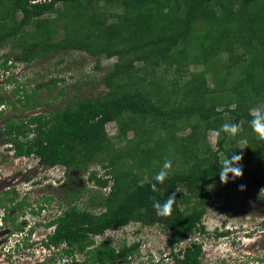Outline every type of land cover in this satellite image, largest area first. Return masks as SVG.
<instances>
[{
  "label": "trees",
  "instance_id": "1",
  "mask_svg": "<svg viewBox=\"0 0 264 264\" xmlns=\"http://www.w3.org/2000/svg\"><path fill=\"white\" fill-rule=\"evenodd\" d=\"M106 6L117 11L108 12ZM60 27L63 35L57 39ZM9 42L21 49L17 56L22 60L66 48L116 57L102 78L107 90L101 94L78 97L45 113L6 118L0 125L2 142L16 158L32 156L40 165L65 171L92 163L105 168V177L89 173L98 191L82 207L75 202L86 186L64 192L68 204L42 223L51 230L41 244L57 249L59 258L84 255L71 264H129L139 243L116 248L103 240L93 247L94 237L138 222L159 225L167 233L175 264H200V242L172 250L193 232L204 231L210 189L221 182L218 165L234 151L242 155V176L251 179L258 169L249 168L264 164V139L249 124L250 112L264 108V0H0V47ZM1 59L2 69L8 70L9 53ZM189 63L203 69L188 74ZM172 67L176 75L168 78L163 71ZM44 85L27 89L17 84L12 96L25 109L36 108L42 103L35 95ZM0 104L16 108L9 98ZM2 114L0 109V119ZM110 121L117 125L113 136L105 129ZM226 122L238 123L235 136L220 131ZM187 127L188 134H177ZM210 129L216 130V148L207 142ZM239 141L245 142L244 152ZM165 160L171 168L153 192L150 185ZM242 176L230 174L231 183L239 184ZM261 185L264 189V178ZM17 192L10 188L0 195L1 224L11 221V232L24 230L14 212L31 206L25 197L17 200ZM173 193L171 214L157 215L154 201L163 203ZM220 194L217 189L215 195ZM43 209L39 203L29 211ZM34 226L24 232L25 246L31 244ZM58 260L50 257L39 264H61Z\"/></svg>",
  "mask_w": 264,
  "mask_h": 264
},
{
  "label": "rangeland",
  "instance_id": "2",
  "mask_svg": "<svg viewBox=\"0 0 264 264\" xmlns=\"http://www.w3.org/2000/svg\"><path fill=\"white\" fill-rule=\"evenodd\" d=\"M99 5L103 6V1H100ZM106 10L117 11L115 6H106ZM62 30L60 27L57 39L63 35ZM20 50L13 48L11 42L0 47V99L9 98L16 102V108L12 105L0 104V109L3 110L0 125L6 118L18 119L39 112L45 113L55 107H63L78 97L101 94L107 90L102 78L116 61L114 56L110 58L102 55L94 56L86 51L72 48L52 52L41 59L22 60L17 56ZM3 53H9L8 63H12L6 71L1 67ZM221 56L227 55L223 53ZM202 69L203 65L200 64L189 63L187 66L188 74ZM173 72L172 67L167 71L164 70L163 74L171 78L176 75ZM13 78L17 82H13ZM50 79L57 80L55 85L53 82L49 83ZM182 81L183 79L180 78L179 83L182 84ZM207 82L208 86H211L208 74ZM39 83L45 85L38 91L37 96L35 95L42 103L36 108L25 109L12 96L17 84L31 89ZM105 129L110 136L117 133V125L114 121L107 122ZM190 131V127H187L177 134L186 135ZM132 134V131H129L128 137H132ZM206 135L207 142L211 147L216 148V130L210 129ZM2 140L3 137L0 136V195L6 189L16 188L17 200L25 197L31 206H38L41 203L44 204V209L39 213H31L29 211L31 206L30 208L26 206L24 210L14 212L20 225L24 227L23 231L11 232V221L7 222L9 227L0 226V264H39L50 257H56L61 264L81 261L84 258L82 254L77 253L75 259L59 258L57 249L45 248L41 244V239L51 228L45 227L42 223L60 212L59 205L68 204V199H62L65 191L70 192L86 186L84 194L81 193V197L75 202L82 207L89 194L98 191L96 190L98 186L88 180L89 173L95 172L97 177H105V168L92 163L87 169L65 171L59 165L53 167L40 165L32 156L21 158L12 156L9 145ZM244 145V141H239V149L242 152ZM257 169L258 173L254 178L248 179L242 176L239 184H232L230 178L227 183L220 182L212 186L209 206L201 222L204 231L193 232L172 251L176 252L178 248L195 240L202 244L200 264H264V189L261 185L264 178V164L260 167L251 166L249 171ZM217 189H221L222 194L215 195ZM107 190L108 187L101 191L106 193ZM46 197H49L48 201L44 200ZM7 202L9 204V201ZM92 205L91 202V207ZM12 213L10 212L9 216ZM1 216L0 208V224L3 222ZM37 222L41 223L37 224ZM33 225H35L34 229L28 239L31 244L25 246L21 239L25 235L24 232ZM225 229L230 232L228 236L216 235L217 232ZM94 239L93 247L103 240H110L116 248L124 242L139 243L131 254L129 264H175L170 254L171 249L168 247L169 236L159 225L142 226L138 222H130L123 227L106 230Z\"/></svg>",
  "mask_w": 264,
  "mask_h": 264
},
{
  "label": "clouds",
  "instance_id": "3",
  "mask_svg": "<svg viewBox=\"0 0 264 264\" xmlns=\"http://www.w3.org/2000/svg\"><path fill=\"white\" fill-rule=\"evenodd\" d=\"M251 119L249 120L252 131L257 133L261 139H264V108L257 106L250 112ZM238 123H224L221 125L220 131L229 135L235 136L238 132ZM242 155L232 151L222 164L218 165L219 178L221 182L227 183L230 174L232 178L241 177L243 174V168L241 166ZM171 168V161L165 160L162 168L158 171L154 177L156 183L150 185L153 192L158 191L157 184H162L168 176L167 169ZM211 187V186H210ZM243 188V186H241ZM176 201L175 193L168 195V198L163 202L154 201L153 207L156 210L157 215L167 216L172 212L173 204ZM2 226V224H0Z\"/></svg>",
  "mask_w": 264,
  "mask_h": 264
},
{
  "label": "flooded vegetation",
  "instance_id": "4",
  "mask_svg": "<svg viewBox=\"0 0 264 264\" xmlns=\"http://www.w3.org/2000/svg\"><path fill=\"white\" fill-rule=\"evenodd\" d=\"M229 230H222V234L219 235V232L216 233L217 236H222V237H226L229 235Z\"/></svg>",
  "mask_w": 264,
  "mask_h": 264
}]
</instances>
